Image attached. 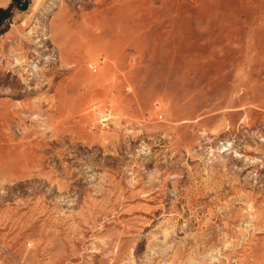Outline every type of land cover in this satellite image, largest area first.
Segmentation results:
<instances>
[{
    "label": "rangeland",
    "instance_id": "obj_1",
    "mask_svg": "<svg viewBox=\"0 0 264 264\" xmlns=\"http://www.w3.org/2000/svg\"><path fill=\"white\" fill-rule=\"evenodd\" d=\"M0 262L264 264V0H0Z\"/></svg>",
    "mask_w": 264,
    "mask_h": 264
},
{
    "label": "built area",
    "instance_id": "obj_2",
    "mask_svg": "<svg viewBox=\"0 0 264 264\" xmlns=\"http://www.w3.org/2000/svg\"><path fill=\"white\" fill-rule=\"evenodd\" d=\"M0 264H5V263L0 262Z\"/></svg>",
    "mask_w": 264,
    "mask_h": 264
},
{
    "label": "trees",
    "instance_id": "obj_3",
    "mask_svg": "<svg viewBox=\"0 0 264 264\" xmlns=\"http://www.w3.org/2000/svg\"><path fill=\"white\" fill-rule=\"evenodd\" d=\"M13 1H15V0H13Z\"/></svg>",
    "mask_w": 264,
    "mask_h": 264
}]
</instances>
